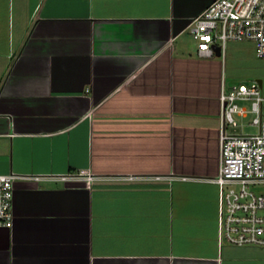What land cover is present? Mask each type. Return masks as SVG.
<instances>
[{
    "label": "crops",
    "instance_id": "obj_1",
    "mask_svg": "<svg viewBox=\"0 0 264 264\" xmlns=\"http://www.w3.org/2000/svg\"><path fill=\"white\" fill-rule=\"evenodd\" d=\"M211 1L0 0V173L100 175L16 181L0 264H264L218 238L219 95L255 51L198 55Z\"/></svg>",
    "mask_w": 264,
    "mask_h": 264
},
{
    "label": "built area",
    "instance_id": "obj_2",
    "mask_svg": "<svg viewBox=\"0 0 264 264\" xmlns=\"http://www.w3.org/2000/svg\"><path fill=\"white\" fill-rule=\"evenodd\" d=\"M189 27L200 56H214L216 45L223 55L227 42L252 40L255 55L264 58V0H212ZM219 101V167L208 178L218 185V238L234 245L264 246V193L252 188L264 183V92L253 79L222 89ZM245 125L257 130L243 131ZM98 178L90 168L46 175L0 173V227L13 225L16 181H81L90 187Z\"/></svg>",
    "mask_w": 264,
    "mask_h": 264
},
{
    "label": "rangeland",
    "instance_id": "obj_3",
    "mask_svg": "<svg viewBox=\"0 0 264 264\" xmlns=\"http://www.w3.org/2000/svg\"><path fill=\"white\" fill-rule=\"evenodd\" d=\"M236 66H237V70H236V77L234 79L235 83L239 84L241 82H246L249 83L250 81H252L253 79H256L258 76V78H264V58H259L256 55L253 57L248 58L247 60H242L236 61ZM249 72V75H244L247 74ZM255 74H260V75H255ZM249 76V77H247ZM236 84V85H237ZM245 121H248L250 119V116L243 118ZM243 131H247V132H254L257 130L256 126H252V125H245L243 126ZM256 192H262L264 193V183L261 184H255L252 187Z\"/></svg>",
    "mask_w": 264,
    "mask_h": 264
},
{
    "label": "water",
    "instance_id": "obj_4",
    "mask_svg": "<svg viewBox=\"0 0 264 264\" xmlns=\"http://www.w3.org/2000/svg\"><path fill=\"white\" fill-rule=\"evenodd\" d=\"M215 50H216V55H219L220 54V48H219V46L218 45H216L215 46ZM257 81H258V83L262 86V82H261V79L260 78H258L257 79Z\"/></svg>",
    "mask_w": 264,
    "mask_h": 264
}]
</instances>
